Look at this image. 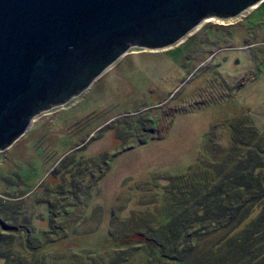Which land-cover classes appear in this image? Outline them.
<instances>
[{"label": "rangeland", "instance_id": "obj_1", "mask_svg": "<svg viewBox=\"0 0 264 264\" xmlns=\"http://www.w3.org/2000/svg\"><path fill=\"white\" fill-rule=\"evenodd\" d=\"M256 151L264 155V0L168 56L130 58L37 121L0 156V200L14 204L0 224L17 215L40 264H139L141 242H159L168 221ZM56 179L63 192L64 179L81 186L63 195L72 214L54 208ZM223 232L198 238L200 250Z\"/></svg>", "mask_w": 264, "mask_h": 264}, {"label": "water", "instance_id": "obj_2", "mask_svg": "<svg viewBox=\"0 0 264 264\" xmlns=\"http://www.w3.org/2000/svg\"><path fill=\"white\" fill-rule=\"evenodd\" d=\"M261 1L0 0V156L130 58L168 56Z\"/></svg>", "mask_w": 264, "mask_h": 264}, {"label": "trees", "instance_id": "obj_3", "mask_svg": "<svg viewBox=\"0 0 264 264\" xmlns=\"http://www.w3.org/2000/svg\"><path fill=\"white\" fill-rule=\"evenodd\" d=\"M260 154L256 151L254 156H249L248 161L232 167L194 205V209L182 210L168 221L167 228L157 233L159 242H141L135 252L142 254L143 259L139 264L161 261H171L174 264H264V155ZM64 181L69 185L67 192L62 191V182L57 179L55 187L49 185L51 191L58 192L59 199L62 197V200L52 197L59 216L66 212L74 213L73 209L66 208L68 203L64 202L63 195L66 193V197L70 199L69 192L78 190L79 185L73 180L72 184L70 180ZM185 196V200H191L188 193ZM1 198L0 215L4 213L5 207L14 206L4 196ZM59 203L62 206L59 207ZM15 209L19 213L20 207L16 206ZM48 218H54L50 212ZM16 219L17 215L12 219H4L6 224H0L3 226L0 227V264H40L38 246L30 241L26 228L14 225ZM205 223L206 226L203 227ZM223 230V234L215 242L200 250L198 238ZM65 232V238L76 235L71 231ZM17 235L21 236V240L15 238ZM15 243L18 245L15 246ZM25 252L29 253L27 257Z\"/></svg>", "mask_w": 264, "mask_h": 264}, {"label": "flooded vegetation", "instance_id": "obj_4", "mask_svg": "<svg viewBox=\"0 0 264 264\" xmlns=\"http://www.w3.org/2000/svg\"><path fill=\"white\" fill-rule=\"evenodd\" d=\"M199 23H200V22H199ZM56 184H57L56 182H51V183H50V185H52V186H54V187L56 186Z\"/></svg>", "mask_w": 264, "mask_h": 264}]
</instances>
